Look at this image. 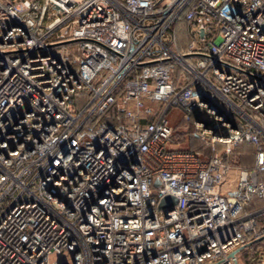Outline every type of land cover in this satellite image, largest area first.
Wrapping results in <instances>:
<instances>
[{
  "label": "built area",
  "instance_id": "2783aa9c",
  "mask_svg": "<svg viewBox=\"0 0 264 264\" xmlns=\"http://www.w3.org/2000/svg\"><path fill=\"white\" fill-rule=\"evenodd\" d=\"M260 171L264 0H0V264H264Z\"/></svg>",
  "mask_w": 264,
  "mask_h": 264
},
{
  "label": "trees",
  "instance_id": "16d2710c",
  "mask_svg": "<svg viewBox=\"0 0 264 264\" xmlns=\"http://www.w3.org/2000/svg\"><path fill=\"white\" fill-rule=\"evenodd\" d=\"M174 28H175L176 40H177V36L179 35L180 32H181V34H183V38L185 40L191 39V36L187 32L186 23H185V21L182 18H179L177 20ZM80 98H81V96L76 97L77 100H80ZM197 115H198V112H192V113L189 114V117H191L193 119ZM108 121L113 122V120H111V119H108ZM187 143H188V145H187V147H185V149H188V150L204 151L206 149L205 145H203L198 139L192 137L189 133H188V142ZM230 161H231L232 165L237 166V167L238 166H247V167L252 166L253 161H254V147H253V144L247 143V142L238 143L234 147V149H233V151L231 153ZM258 176L260 178H264V171H260L258 173ZM257 203L261 204V201H257ZM260 247H264V239L255 241L251 245V247L249 248V251L248 252L245 251L244 254L248 255V253L253 252V254L255 255L256 252H258Z\"/></svg>",
  "mask_w": 264,
  "mask_h": 264
},
{
  "label": "rangeland",
  "instance_id": "374dc122",
  "mask_svg": "<svg viewBox=\"0 0 264 264\" xmlns=\"http://www.w3.org/2000/svg\"><path fill=\"white\" fill-rule=\"evenodd\" d=\"M71 46L75 45L74 42L70 43ZM110 110L106 111L107 114H110ZM168 121L171 125V136L170 143L176 147H187L188 145V131L191 129V120L189 117L188 120H185L182 117V113L176 107H170L167 111ZM246 163V162H245ZM235 179H236V171L232 170L228 180L230 181L229 190H233L235 188ZM152 185H159V179L157 176H154L152 179ZM150 189L153 191L154 188L151 186ZM249 249L246 250L248 252ZM245 253V251L243 252Z\"/></svg>",
  "mask_w": 264,
  "mask_h": 264
},
{
  "label": "crops",
  "instance_id": "0c3cea01",
  "mask_svg": "<svg viewBox=\"0 0 264 264\" xmlns=\"http://www.w3.org/2000/svg\"><path fill=\"white\" fill-rule=\"evenodd\" d=\"M177 22V21H176ZM186 23V22H185ZM176 24V23H175ZM186 26H187V24H186ZM174 27H175V25H174ZM187 32H188V28H187ZM188 34H189V32H188ZM190 35V34H189ZM191 36V35H190ZM191 38H192V36H191ZM175 40H176V36H175ZM190 40V39H189ZM189 40H185L184 38H183V34H181V32L179 33V35L177 36V40H176V45H177V47L178 48H181V49H183L184 47H185V45H186V43L189 41ZM155 103H153V105H154ZM188 133H189V131H188ZM172 147H176V146H174V145H171ZM180 148H185V147H180ZM231 162V161H230ZM231 165H232V163H231ZM233 167H237V166H234V165H232ZM239 167V166H238ZM262 203V202H261ZM257 205H260V204H258L257 203Z\"/></svg>",
  "mask_w": 264,
  "mask_h": 264
},
{
  "label": "water",
  "instance_id": "95a60500",
  "mask_svg": "<svg viewBox=\"0 0 264 264\" xmlns=\"http://www.w3.org/2000/svg\"><path fill=\"white\" fill-rule=\"evenodd\" d=\"M73 40H76V39H73ZM174 201V198L173 196L169 195V194H166L164 196H162L157 204L158 207H162V206H166V205H171ZM165 202V203H164ZM235 250L234 251H231L230 252V255L232 256L234 254Z\"/></svg>",
  "mask_w": 264,
  "mask_h": 264
}]
</instances>
